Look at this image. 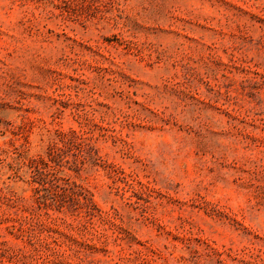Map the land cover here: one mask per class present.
Here are the masks:
<instances>
[{
	"label": "rangeland",
	"instance_id": "obj_1",
	"mask_svg": "<svg viewBox=\"0 0 264 264\" xmlns=\"http://www.w3.org/2000/svg\"><path fill=\"white\" fill-rule=\"evenodd\" d=\"M0 264H264V0H0Z\"/></svg>",
	"mask_w": 264,
	"mask_h": 264
}]
</instances>
